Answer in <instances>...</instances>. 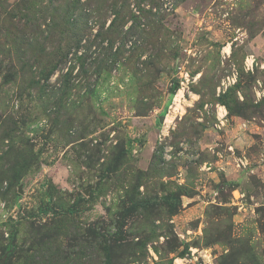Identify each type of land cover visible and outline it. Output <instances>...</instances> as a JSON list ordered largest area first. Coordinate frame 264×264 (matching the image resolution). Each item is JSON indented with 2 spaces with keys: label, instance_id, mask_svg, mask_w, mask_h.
<instances>
[{
  "label": "rangeland",
  "instance_id": "obj_1",
  "mask_svg": "<svg viewBox=\"0 0 264 264\" xmlns=\"http://www.w3.org/2000/svg\"><path fill=\"white\" fill-rule=\"evenodd\" d=\"M104 245L264 264V0H0V264Z\"/></svg>",
  "mask_w": 264,
  "mask_h": 264
},
{
  "label": "bare ground",
  "instance_id": "obj_2",
  "mask_svg": "<svg viewBox=\"0 0 264 264\" xmlns=\"http://www.w3.org/2000/svg\"><path fill=\"white\" fill-rule=\"evenodd\" d=\"M182 98H183V91L182 89L178 92V94L175 96V103L171 110V115L169 116L170 119L174 117L176 113H178L182 109Z\"/></svg>",
  "mask_w": 264,
  "mask_h": 264
},
{
  "label": "trees",
  "instance_id": "obj_3",
  "mask_svg": "<svg viewBox=\"0 0 264 264\" xmlns=\"http://www.w3.org/2000/svg\"><path fill=\"white\" fill-rule=\"evenodd\" d=\"M177 84H175L174 86H172V90L171 92L174 94L176 92V88H177ZM168 199V198H167ZM8 250L9 252L12 253V251L14 250V246H13V243L10 241L9 244H8ZM101 250L103 251V253L106 255V261H105V264H108V260H109V253H110V250L108 248V246L104 245L101 247Z\"/></svg>",
  "mask_w": 264,
  "mask_h": 264
},
{
  "label": "crops",
  "instance_id": "obj_4",
  "mask_svg": "<svg viewBox=\"0 0 264 264\" xmlns=\"http://www.w3.org/2000/svg\"><path fill=\"white\" fill-rule=\"evenodd\" d=\"M169 116V115H168Z\"/></svg>",
  "mask_w": 264,
  "mask_h": 264
}]
</instances>
